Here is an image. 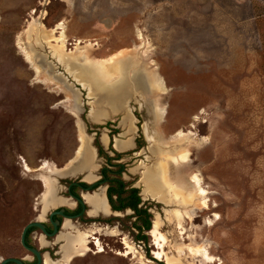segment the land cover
Listing matches in <instances>:
<instances>
[{"label": "rangeland", "instance_id": "374dc122", "mask_svg": "<svg viewBox=\"0 0 264 264\" xmlns=\"http://www.w3.org/2000/svg\"><path fill=\"white\" fill-rule=\"evenodd\" d=\"M31 21L37 41L26 33ZM26 47L38 65L26 59ZM77 49L93 59L122 50L156 69L168 89L154 87L163 121L145 92L131 86L120 115L93 121L101 91L80 84L62 57ZM128 112L134 131L119 125ZM78 120L96 150L95 173L107 164L105 154L123 166L121 177L140 189L158 237L151 229L145 242L135 240L130 210L102 213L109 224H95L96 234L76 228L88 241L83 251L62 256L66 264H167L166 256L180 264H264V0H0V255L26 223L70 203L68 184L83 173L52 175L63 202L44 214L40 175L70 161L74 166ZM157 131L168 139L161 147L172 182L201 179L205 205L193 217L191 207L142 192L143 172L158 160ZM128 137L135 145L119 151L115 140ZM90 233L100 238L93 251Z\"/></svg>", "mask_w": 264, "mask_h": 264}, {"label": "bare ground", "instance_id": "6f19581e", "mask_svg": "<svg viewBox=\"0 0 264 264\" xmlns=\"http://www.w3.org/2000/svg\"><path fill=\"white\" fill-rule=\"evenodd\" d=\"M37 28L38 27L35 25V22L31 21L26 30L27 36L29 38L31 37V35L36 36L37 34L36 32L38 30ZM58 28L61 29L60 31L61 40H64L65 37L62 29L63 27L58 26ZM39 36H44V33L40 32ZM35 39L37 41L38 37L36 36ZM63 45L64 44L58 46L63 48ZM24 52L27 57L26 59H28L32 64H34V66L38 65L34 56L35 54L32 52L31 49L26 47ZM69 53H71L72 55H68ZM69 53L64 54L62 56L63 59L67 60L68 64L74 69L75 73H77V76H79V78H83L86 80V82L88 81L90 83L93 92L96 89L101 91L102 95L100 101L105 100L108 101L111 104V106H113L114 108L115 107L122 108V106L127 103V102L125 103L126 95H127L126 92L128 90V87L131 86L134 90L135 89L142 90L145 92L149 103L153 107V112L157 122L160 123L163 121L165 108L161 107L160 106L161 102H159V100L156 97H154V87L155 86L161 88H165V87L162 77L160 76L159 72L156 69H152V70L147 69L144 66V64L140 62L136 56H134V54H127L126 51H125L126 54H124L122 50L111 54L107 59H93L89 56L86 49H77V51L75 50ZM72 100L74 102V99ZM92 116L95 121L100 123L104 121V118H106L107 115L103 111V109H101V107H97V109H95V113ZM132 121L133 120L130 114L125 115V117H123L122 119V123L125 124L129 123L130 129L132 128V130L134 131L130 123ZM78 128H79L80 145L76 151V156H75L76 160H74L76 163H74V166H72L73 161H70L62 168L50 167L46 171L44 170L45 173L43 172L40 175V179L44 187V191L41 196V204L43 205L42 214H44L48 208L59 205L60 203L63 202L62 200L63 198L60 199L57 196L58 189L56 187L52 175L66 177L76 173L84 174L85 172L86 181L91 182L96 178L94 173L99 167V166L97 167L98 164L96 165L94 162L96 157V151L90 145L89 138L84 132V127L80 120H78ZM179 133L180 132H178V134ZM102 140L105 143V145L108 143V138L106 134L103 135ZM153 140L155 144L152 147V152L157 156L158 160L143 172V176L140 179L143 183V191H142L143 194L148 195L152 198H156L157 200L161 202H165L167 204L171 203L174 199L175 201H177V203H180L179 205H183L184 207L186 206L187 208L191 207V209H187V212L190 217H193L192 214L194 213V211L197 208L201 207L202 205H205V202L202 201V195L205 194V190L201 186L202 182L200 177L196 176L190 178L183 176L181 179L178 178L179 181H177L176 183L172 182V180L168 176L169 174L168 163L163 160L164 154L167 150L166 149L163 150L161 147L162 144L164 145L168 143V139H165L163 134L157 131V135ZM114 146L118 150L122 151L127 148L133 147L134 144L131 139H126V140L116 139L114 142ZM173 153H175V149ZM105 188H106L105 186H101L100 189L98 188L97 191H95L92 194L91 193L83 194L85 201L87 202V204H90L91 206L89 213L92 216H97L100 213L109 214L110 206L106 198ZM172 216L178 219L181 218L182 215L178 211H174ZM153 225L154 228H156L158 225V221L154 220ZM151 232L153 233V235L157 236L155 229H152ZM61 238L63 239L64 242L62 246V251L64 254L63 256L65 258H68L70 254L77 249L83 251V243L86 238L81 232H76L75 235H72L70 233H64L61 235ZM81 254L84 253L81 252ZM165 262L167 264H180L177 260L168 256H166Z\"/></svg>", "mask_w": 264, "mask_h": 264}, {"label": "flooded vegetation", "instance_id": "af4514ba", "mask_svg": "<svg viewBox=\"0 0 264 264\" xmlns=\"http://www.w3.org/2000/svg\"><path fill=\"white\" fill-rule=\"evenodd\" d=\"M115 167L116 166L110 165L107 161V164L105 166H102V168L100 169L99 174L94 173L96 178L93 181L91 182L86 181L85 180L86 173L84 172L83 174L84 178L83 177L78 178L77 180H73L69 182L68 186H70V190L67 191L66 197L70 200V203L63 204L53 210H50L43 218L37 217L26 223L21 230L17 242L5 244L2 246L5 247L7 253L5 255H0V264L3 260L8 258L18 259L21 261L22 264H66V262L63 261L62 258V256L64 255L62 251V246L64 242L63 239L61 238V235L64 233H70L72 235H75L76 228L79 227H82L85 230L90 231L93 234H96V231L91 228L92 227L94 228L95 224L107 225L109 224V220H110V218L107 219L102 218L101 216L102 213L98 214L97 216H92L91 214H89L90 212L89 210L91 209L90 204H87V202L85 204H82L80 201H78L77 197H81V193H83L85 191V188H87L92 182L106 180V182L101 186L106 187L105 194L108 201V197H107L108 183L110 181V176L112 177L115 176L116 174ZM96 187L97 186H95L94 188ZM88 193L92 194V192H88ZM72 195L75 197H72ZM89 206L90 208H88ZM109 206H110L109 210L113 215H115L118 212H122V211L113 210L110 204ZM60 210H62L63 212L62 213L55 212L52 214V212L60 211ZM129 210L132 211L131 209H125L124 211H129ZM32 222H39L41 226H31L28 228V230L25 233V237H24L25 244H24L22 242L23 230L26 225ZM130 227L131 229L136 231V234L138 233V231L134 227L132 226ZM4 228H11L12 230L18 229L17 226H11V227L5 226ZM91 233L89 239V244L91 245V247L89 248V250L93 251V249H96V240L100 241V238L98 236H94ZM12 234H16V233L12 232ZM12 234H10L9 237H13L14 235ZM136 234L133 235L134 239ZM119 240H120L119 242L121 243V247L124 248L125 245L123 244V241L121 240V238ZM94 253L96 254L97 251ZM80 255H85V254H80ZM80 255L72 254V257L69 261H73L75 257ZM5 264H18V263L10 261V262H6Z\"/></svg>", "mask_w": 264, "mask_h": 264}, {"label": "trees", "instance_id": "16d2710c", "mask_svg": "<svg viewBox=\"0 0 264 264\" xmlns=\"http://www.w3.org/2000/svg\"><path fill=\"white\" fill-rule=\"evenodd\" d=\"M117 156H120V153L115 152ZM105 154L102 146H98V155L102 156ZM107 161L110 165L112 158H108ZM118 166L119 169H116L115 176H110V181L107 188V197L109 204L112 209L115 211H124L125 209H131L134 213V221L132 222V227H134L138 233L135 236L137 241L145 242L147 240V235L145 232L150 231L152 228L151 215L147 210L145 203L142 202V197L140 195V189L133 186L131 183L126 182L121 177L122 165ZM121 167V169H120Z\"/></svg>", "mask_w": 264, "mask_h": 264}, {"label": "crops", "instance_id": "0c3cea01", "mask_svg": "<svg viewBox=\"0 0 264 264\" xmlns=\"http://www.w3.org/2000/svg\"><path fill=\"white\" fill-rule=\"evenodd\" d=\"M67 66H68V68H66L67 70H68V72H72L73 71V73H74V75L76 74V76L74 77L75 79H77L78 81H79V83L80 84H84V85H86V87H87V89L88 90H90V89H92L91 87H90V85L88 84L89 82L87 81L86 82V80L85 79H83V78H79V76H77V73H75V71H74V69L69 65V64H67ZM70 67V68H69ZM82 79V80H81ZM84 80V81H83ZM163 80V79H162ZM87 83V84H86ZM163 83H164V80H163ZM90 87V88H89ZM164 87H165V85H164ZM166 88V87H165ZM167 89V88H166ZM100 105L102 108L101 109H103V111L106 113V118H104V120H111L113 117H115V116H117V115H120L121 114V112H122V110L126 107V105L124 104L123 106H122V108L121 107H113V106H111V104L108 102V101H98L97 103H96V106L97 105ZM104 105H107L106 106V109H104ZM95 106V108L94 109H92V112L90 113V117H91V119L93 120V121H95L94 119H93V114L95 113V109H97V107ZM125 106V107H124ZM94 110V111H93ZM119 125H122V122H120V124ZM131 130H132V128H131ZM133 131V130H132ZM107 136V138H108V143H109V137H108V135H106ZM127 139H131L132 140V142H133V144L135 145V142H134V138L133 137H128ZM101 142H102V144L103 145H105V143L103 142V140H102V138H101ZM107 143V144H108ZM130 148H132V147H130ZM130 148H127V149H125V150H122V152L123 151H127L128 149H130ZM119 151H121V150H119Z\"/></svg>", "mask_w": 264, "mask_h": 264}, {"label": "water", "instance_id": "95a60500", "mask_svg": "<svg viewBox=\"0 0 264 264\" xmlns=\"http://www.w3.org/2000/svg\"><path fill=\"white\" fill-rule=\"evenodd\" d=\"M105 182H106V180L92 182L87 188H85V191L83 193H81V197H77L78 201H80L82 204H85L86 201L83 198V194L84 193H88V192H92L93 193L94 191H96ZM95 186H97V187L94 188ZM67 190L68 191L70 190V186L67 187ZM72 197H75V196L72 195ZM55 212L62 213L63 211L62 210L54 211V212H52V214L55 213ZM31 226H41V224L39 222H32V223H29L28 225L25 226V228L23 230V234H22V242L24 244H25V242H24L25 233L28 230V228L31 227ZM10 261L16 262L18 264H22L20 260L15 259V258L5 259V260H3L1 262V264H5L6 262H10Z\"/></svg>", "mask_w": 264, "mask_h": 264}]
</instances>
